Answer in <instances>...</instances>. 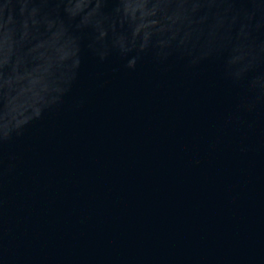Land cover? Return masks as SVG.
Here are the masks:
<instances>
[{
  "label": "water",
  "instance_id": "1",
  "mask_svg": "<svg viewBox=\"0 0 264 264\" xmlns=\"http://www.w3.org/2000/svg\"><path fill=\"white\" fill-rule=\"evenodd\" d=\"M0 264H264V0H0Z\"/></svg>",
  "mask_w": 264,
  "mask_h": 264
}]
</instances>
